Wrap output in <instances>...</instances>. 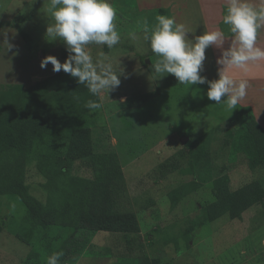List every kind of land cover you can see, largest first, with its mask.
<instances>
[{
    "label": "rangeland",
    "instance_id": "374dc122",
    "mask_svg": "<svg viewBox=\"0 0 264 264\" xmlns=\"http://www.w3.org/2000/svg\"><path fill=\"white\" fill-rule=\"evenodd\" d=\"M109 2L120 42L88 50L123 74L109 97H97L50 63L40 67L46 55L62 63L68 55L62 42L46 39L48 0H0V42L6 34L14 45L5 52L0 44V184L22 181L50 212L37 226L15 194H0V264H47L57 252L59 264H264V165L249 166L233 146L240 121L227 120L251 109L239 103L230 112L210 101L207 83L158 78L143 30L172 14L135 0ZM152 91L140 107H127L128 97ZM89 100L102 108L90 112ZM104 152L116 154L123 173L111 184L113 210L133 212L137 232L74 220L96 177L89 157ZM224 175L229 182L219 187ZM255 180L262 198L231 217L233 194Z\"/></svg>",
    "mask_w": 264,
    "mask_h": 264
},
{
    "label": "clouds",
    "instance_id": "9594fccd",
    "mask_svg": "<svg viewBox=\"0 0 264 264\" xmlns=\"http://www.w3.org/2000/svg\"><path fill=\"white\" fill-rule=\"evenodd\" d=\"M48 18L46 39L49 42L59 40L68 53L62 63L54 55H46L40 61V67L50 63L53 72L63 71L84 85L93 96L115 91L120 83L122 71L114 68L110 58L103 53L94 58L90 45L106 46L113 49L119 44L121 36L117 30L116 9L109 0H48L45 10ZM157 23L151 29L143 30V40L148 42L151 51L158 57L152 65V71L161 78L172 74L178 83L185 85L208 84L206 96L216 104H224L230 112L247 95L248 82L233 78L229 69L247 70L250 63L264 60V48L257 44L258 31L264 27V0H227L222 16L232 39H226L222 30L205 31L190 39V31L174 17L158 15ZM0 44L5 52L12 45L7 35ZM135 39L136 34L130 33ZM225 41H230L227 48ZM221 49L216 63L218 78L208 80L201 75L205 50L209 46ZM90 112L102 108V104L89 100L84 105ZM62 252L47 257V264H59Z\"/></svg>",
    "mask_w": 264,
    "mask_h": 264
},
{
    "label": "trees",
    "instance_id": "16d2710c",
    "mask_svg": "<svg viewBox=\"0 0 264 264\" xmlns=\"http://www.w3.org/2000/svg\"><path fill=\"white\" fill-rule=\"evenodd\" d=\"M159 10L163 8H158ZM157 91L132 95L127 99V107L137 108L150 98L156 96ZM250 110V109H249ZM233 122L239 120L240 124L234 132L233 146L239 148L249 158V166L254 169L264 165V129L255 120L250 112L239 111L227 118ZM89 162L96 172V177L86 183L84 188L83 206L77 207L75 221L83 220L90 228L103 231L137 232L139 224L133 212L117 213L113 210L111 184L123 177L120 162L114 153L104 152L102 154H91ZM221 182H229L228 176L218 178ZM222 190L218 192L222 195ZM15 194L26 210V218L37 226L45 227L48 222L47 216L50 212L33 197L27 190L26 185L17 179H11L0 184V194ZM263 192L258 180L252 181L233 194L231 201V217H237L256 201H260ZM74 209V208H73ZM75 210V209H74ZM76 212V210H75Z\"/></svg>",
    "mask_w": 264,
    "mask_h": 264
},
{
    "label": "crops",
    "instance_id": "0c3cea01",
    "mask_svg": "<svg viewBox=\"0 0 264 264\" xmlns=\"http://www.w3.org/2000/svg\"><path fill=\"white\" fill-rule=\"evenodd\" d=\"M139 6L163 8L170 11L177 23H182L190 31L188 36L194 39L195 36L205 31L222 30L226 39L231 40L232 36L222 24V16L227 0H135ZM230 41H225L224 47L229 46ZM257 44L264 48V27L258 31ZM206 59L203 70L210 80L218 78L217 57L221 55V49L216 46H209L205 50ZM229 74L237 81L248 82L247 95L241 100L240 105L248 106L255 120L264 129V60L250 63L247 70L232 68Z\"/></svg>",
    "mask_w": 264,
    "mask_h": 264
}]
</instances>
